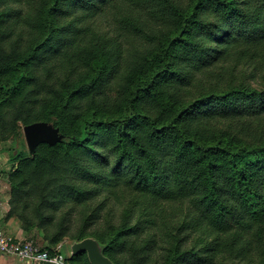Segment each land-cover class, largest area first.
<instances>
[{
	"label": "trees",
	"instance_id": "1",
	"mask_svg": "<svg viewBox=\"0 0 264 264\" xmlns=\"http://www.w3.org/2000/svg\"><path fill=\"white\" fill-rule=\"evenodd\" d=\"M40 121L61 138L12 156L10 214L44 250L91 236L115 264H264V0H0V141ZM118 186L142 194L120 212Z\"/></svg>",
	"mask_w": 264,
	"mask_h": 264
},
{
	"label": "rangeland",
	"instance_id": "2",
	"mask_svg": "<svg viewBox=\"0 0 264 264\" xmlns=\"http://www.w3.org/2000/svg\"><path fill=\"white\" fill-rule=\"evenodd\" d=\"M108 12L106 13H100L96 15L98 18V22L101 23L105 30H109L112 28L113 32L116 33V31L113 29L112 21L115 19L112 16V11L107 9ZM117 34V33H116ZM124 45L126 48H130L131 50L135 49H141L143 46V42L140 38H138L135 35H132L130 33L123 34L121 37ZM41 122V121H40ZM43 122V121H42ZM51 126H53L51 123H48ZM27 125L21 126V130L19 134L14 135L13 137H8L5 140L0 141V226L4 229V231L11 236L12 238H15V235L17 233L18 228L23 230L26 235H23V238L25 239H19V240H32L34 244L38 245L41 248H45L47 244H49V239H45V232L41 230L38 227H34L32 229L26 230L23 227V219L19 215L16 214H10L11 210V183H10V173L13 172L19 161H12V156L16 153L17 149L23 151L26 156H33V151L31 150L27 137L25 128ZM16 136V137H15ZM112 190H115L116 198H112L114 201V206L116 207L117 211H121L124 202L130 198L134 193H137L136 196L141 197L142 194L135 192L134 190H130L125 187H113ZM110 189H105L102 194H108ZM133 193V194H132ZM74 205L69 204L68 202L63 205V207L60 209L61 211L58 212V218H56V221L59 220L61 217L66 216L69 218L68 224L72 228L78 225V219L81 216L80 210L76 209L77 206L74 208L72 207ZM60 221V220H59ZM18 228H17V227ZM56 225L51 226L50 230H56ZM16 239V238H15ZM71 242L72 239L70 235H66L63 240L59 241L56 245V248H59L60 251L70 256L71 253Z\"/></svg>",
	"mask_w": 264,
	"mask_h": 264
},
{
	"label": "water",
	"instance_id": "3",
	"mask_svg": "<svg viewBox=\"0 0 264 264\" xmlns=\"http://www.w3.org/2000/svg\"><path fill=\"white\" fill-rule=\"evenodd\" d=\"M28 144L33 151L35 146L42 142L54 143L61 136L58 134V129L50 127L45 122H34L28 124L25 128ZM71 255H76L81 252H86L91 264H115L113 260L103 251V246L95 237H85L81 240L71 242Z\"/></svg>",
	"mask_w": 264,
	"mask_h": 264
},
{
	"label": "built area",
	"instance_id": "4",
	"mask_svg": "<svg viewBox=\"0 0 264 264\" xmlns=\"http://www.w3.org/2000/svg\"><path fill=\"white\" fill-rule=\"evenodd\" d=\"M0 251L5 254L14 255L21 260H27L41 264H68L65 255L56 248L51 254L34 244L32 240H19L9 236L0 226Z\"/></svg>",
	"mask_w": 264,
	"mask_h": 264
},
{
	"label": "crops",
	"instance_id": "5",
	"mask_svg": "<svg viewBox=\"0 0 264 264\" xmlns=\"http://www.w3.org/2000/svg\"><path fill=\"white\" fill-rule=\"evenodd\" d=\"M23 235H26V234L24 233L23 230L18 228L17 233L15 235V238L16 239H25V238H23ZM0 264H41V263H35V262L27 261V260H21L17 256L5 254V253H2L0 251Z\"/></svg>",
	"mask_w": 264,
	"mask_h": 264
}]
</instances>
